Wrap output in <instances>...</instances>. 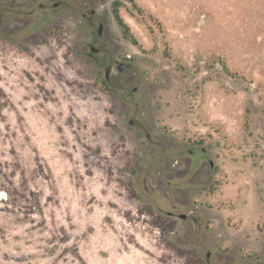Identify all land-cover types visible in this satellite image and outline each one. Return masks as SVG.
<instances>
[{
  "label": "rangeland",
  "instance_id": "rangeland-1",
  "mask_svg": "<svg viewBox=\"0 0 264 264\" xmlns=\"http://www.w3.org/2000/svg\"><path fill=\"white\" fill-rule=\"evenodd\" d=\"M15 5L0 0V264H264V0ZM113 58L127 82L105 80Z\"/></svg>",
  "mask_w": 264,
  "mask_h": 264
},
{
  "label": "flooded vegetation",
  "instance_id": "flooded-vegetation-1",
  "mask_svg": "<svg viewBox=\"0 0 264 264\" xmlns=\"http://www.w3.org/2000/svg\"><path fill=\"white\" fill-rule=\"evenodd\" d=\"M12 4L15 5V0H12ZM24 4L20 3L19 5L16 4L15 7H22ZM84 5V11L82 13V18L84 19H94V23L97 24V35H101L102 32V28H103V24L99 22V20H97L96 18V14H95V10L91 9L88 7V2L84 1L83 2ZM40 7L43 8L44 5L40 4ZM17 13V10L15 11ZM15 19H19L17 17V15H13L12 16V21ZM33 26V23L28 22L23 28V32H27L31 27ZM5 27V24L0 23V33L2 34V28ZM96 44H92L90 45V50L91 52H93V54H97L100 53L101 55L103 54L101 52V46L103 47V42L101 37L97 38ZM130 71H131V67L126 64V63H121L117 58H113L111 60L108 61V64L103 68V72H104V76H105V80H112V78H114L117 82L123 80V82H127L128 79H130ZM133 93L136 92V87L132 88ZM125 91V90H123ZM145 189H147L149 192H152L153 195H157L159 197H166L168 198L169 196V189L170 187L167 185V183L162 182L161 180H157V183L155 186L150 185L149 183L145 186ZM172 205H170V203L168 204V207H174L173 203L171 202ZM178 211L174 212L173 210H165V213L167 215H171V216H178L180 219L182 217L181 220H183L184 222L187 221H192V222H197V218H196V209L195 208H191L189 210V213L185 212V213H177ZM204 257L205 260L207 261L208 264H212V261L214 260L215 264H222V260L223 258L221 256H218L217 254L212 253V251L205 249L204 251Z\"/></svg>",
  "mask_w": 264,
  "mask_h": 264
},
{
  "label": "trees",
  "instance_id": "trees-1",
  "mask_svg": "<svg viewBox=\"0 0 264 264\" xmlns=\"http://www.w3.org/2000/svg\"><path fill=\"white\" fill-rule=\"evenodd\" d=\"M114 17L117 19V14L116 13H114ZM118 21L121 24L120 20H118Z\"/></svg>",
  "mask_w": 264,
  "mask_h": 264
},
{
  "label": "water",
  "instance_id": "water-1",
  "mask_svg": "<svg viewBox=\"0 0 264 264\" xmlns=\"http://www.w3.org/2000/svg\"><path fill=\"white\" fill-rule=\"evenodd\" d=\"M181 219H182V217H181ZM207 262V261H206Z\"/></svg>",
  "mask_w": 264,
  "mask_h": 264
}]
</instances>
